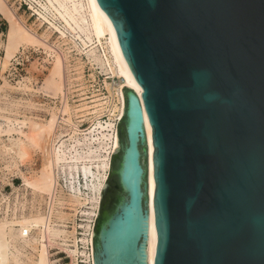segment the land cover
I'll list each match as a JSON object with an SVG mask.
<instances>
[{
  "label": "water",
  "instance_id": "1",
  "mask_svg": "<svg viewBox=\"0 0 264 264\" xmlns=\"http://www.w3.org/2000/svg\"><path fill=\"white\" fill-rule=\"evenodd\" d=\"M97 3L142 92L123 89L93 263L147 264L145 112L153 264H264V0Z\"/></svg>",
  "mask_w": 264,
  "mask_h": 264
},
{
  "label": "bare ground",
  "instance_id": "2",
  "mask_svg": "<svg viewBox=\"0 0 264 264\" xmlns=\"http://www.w3.org/2000/svg\"><path fill=\"white\" fill-rule=\"evenodd\" d=\"M29 1L30 8L37 15L40 23L45 24V30L41 35L22 23L13 10L6 5L5 0H0L1 15L8 23L3 68L20 52L21 48H43L52 56V60L49 74L39 90L44 96L61 98V107L57 110L50 108L52 110L49 119L25 116L20 119L16 112L21 105L23 106L25 100L26 104L32 105L30 99H10L5 92L6 82L0 89L3 93L0 92V98L2 96L3 99L0 102V120L4 121V123L0 122L1 147L19 161H23L29 156L30 148L40 150L42 167L33 178L23 176V184L31 188L33 194H43L49 199L48 211L45 215L42 214L43 216L39 213L35 215L30 213L28 216H22L17 222L0 217V264H52L48 250L51 245L60 246V249L73 257V249L66 243L67 231L54 223L52 218L54 210L52 201L59 190L57 188L59 187L58 179L60 177L65 179L67 183L66 198L71 204L89 205L90 208L82 211L83 215H87V220L82 226L84 230L88 229L89 231L91 228L88 223L90 216L97 215L99 210L107 170L110 167L111 154L120 147L118 130H115L113 120H121L124 116L123 89L124 87L130 88L139 97L142 92L124 60L114 25L100 8L97 0ZM53 34L57 35V41L52 44L50 38ZM60 43L67 47L62 49ZM59 49L60 51H58ZM71 50H75L80 56L77 58L78 61H81L80 58L85 56L86 61L92 67L100 69L108 77L118 79L113 89L114 92L110 91L112 95L115 94L117 102L114 100L110 106L108 105V117L104 121L101 120V116L104 115L107 102H98L90 106V102H83L72 106L65 96L67 79L65 68ZM25 84L23 83L24 89L26 88ZM107 89L111 90L109 86ZM29 90L31 89L29 88ZM15 107L16 112L14 111L15 113L11 116L9 113ZM87 108H92L89 118L90 125L86 129H81L80 121L75 118H78V114ZM3 112H8V115H4ZM143 117L146 138L148 205L145 250L147 251V264H153L157 240L153 212L155 183L152 154L154 148L152 128L145 112H143ZM63 126H68L71 132L66 135L59 132ZM4 136L7 137L5 140ZM59 192H62L61 188ZM14 226H18V228H14ZM33 228L37 230L34 237L30 235ZM93 236L94 231H92V238ZM20 240L35 247L37 250L35 260H32V256H30L26 261H21L18 258V252L16 250L17 254L13 252L16 249L15 243Z\"/></svg>",
  "mask_w": 264,
  "mask_h": 264
},
{
  "label": "rangeland",
  "instance_id": "3",
  "mask_svg": "<svg viewBox=\"0 0 264 264\" xmlns=\"http://www.w3.org/2000/svg\"><path fill=\"white\" fill-rule=\"evenodd\" d=\"M29 2V0H5L6 5L13 10L16 17L22 23L32 29V31L41 35L45 30V24L40 23L37 15L34 13L32 8H30ZM7 30L8 23L0 12V89L4 87V82H6L5 92L9 95L10 99H30L32 103V105L30 103L26 104L25 100L23 106L21 105L17 112L15 107L9 114L12 116V114L16 112L20 119H22L23 116L38 119H49L51 110L53 108L57 110L61 107V98L59 99V97L51 98L44 96L40 92L39 88L42 86L46 76L49 74L52 56H50V54H48L43 48L25 47V50L21 48L20 52H18L6 64L5 68H3L2 62L5 56L4 47L7 41ZM55 41H57V35L53 34L50 38V42L53 44ZM65 47L67 46L62 45L61 48L65 49ZM58 51H60V49ZM78 57L80 56L76 53V51L71 50L68 62H66L65 76L67 78V100H69V104L76 105L80 103L78 102L80 98H85V100L81 103L89 101V106L98 102H107L105 104L106 109L102 119L105 120L108 117L107 109L111 105V102L114 100L117 102L115 94L112 95L110 91L114 92L113 89L115 88V84L118 82V79L108 77V75L101 72L100 69L92 67L86 61L85 56L80 58L81 61L77 60ZM23 83H26L25 89L23 88ZM108 86L111 90L107 89ZM29 88L31 90H29ZM1 91L2 90H0V92ZM0 99V102H2V96ZM3 114L8 115V112H3ZM90 117L91 115L86 117L84 120L83 128L90 125ZM0 122L4 123L2 120H0ZM120 127L121 121L118 123V131ZM60 131L62 134L66 135L71 132V129L68 126H63L59 132ZM6 138V136L3 137L4 140ZM1 146L2 142H0V217H6L8 220L17 222L22 216H28L30 213L34 215L37 213L45 215L49 208V200L46 195L38 193H34V195L32 189L23 184L22 178L23 176L33 178L39 173V170L42 167V156L40 150L30 148L29 156L23 161H19L14 158L12 154L6 152ZM117 151L113 153L112 157L117 153ZM112 157L110 160V167L107 170L105 187L103 188L102 193L104 189H106L107 184L110 182ZM58 180L62 193L60 194V197H58L59 199L57 197L54 199H57L58 201L54 205L52 218L54 223L57 225L61 226V224L65 222L72 225L73 222H76V219L80 216L79 214L77 215V212L74 210L69 211L67 209H60V205H63L65 202H71L66 198L67 183L65 179L60 177ZM58 193H60L59 190ZM114 195L115 192L113 191L108 192L103 198L101 195L96 221L100 213L101 203H104L105 209H108ZM83 206L87 207L89 205ZM86 216L84 215V223L82 225H84L87 220ZM14 228H18V226H14ZM36 231L37 230L35 228L31 229L30 235L34 237L36 235ZM15 248L16 249H14L13 252L15 254H17L15 250L18 252V258L21 261H26L27 257L30 256H32V260H35L37 250L34 246L25 244L20 240V242L15 243ZM60 248L61 247L58 245L49 246V259L52 264H71L67 254Z\"/></svg>",
  "mask_w": 264,
  "mask_h": 264
},
{
  "label": "built area",
  "instance_id": "4",
  "mask_svg": "<svg viewBox=\"0 0 264 264\" xmlns=\"http://www.w3.org/2000/svg\"><path fill=\"white\" fill-rule=\"evenodd\" d=\"M65 90H66L65 96L67 97L68 92H67V89H65ZM67 99H68V97H67ZM84 100H85V98H80L78 102L81 103ZM68 102H69V100H68ZM87 102H89V101H87ZM80 103H78L76 105H72V106H77ZM89 110H92V108H87V109H85V111H81L83 114L78 112L79 113L78 114L79 117L75 118V120L77 119L78 121H80L79 125H80L81 129H86V128L89 127V126H87V127L83 128L84 120L86 119V117L91 115L90 114L91 111H89ZM84 114H86V116H84ZM102 119H103V115L101 116V120ZM102 121H104V120H102ZM113 121L115 123V130H118V123H119L120 120H113ZM112 155H113V153L111 154V157H112ZM111 157H110V160H111ZM57 188L60 191V187H57ZM61 193H57L56 197L57 198L60 197ZM57 201L58 200L56 199V200H53L52 202L55 205V203H57ZM99 206H100V204H99ZM60 207H61L60 209H63V210L64 209H67L69 211L74 210V211L77 212L76 214L77 215L79 214V216H80V217H78V219H76V222L75 221L73 222L72 225H69L68 222H65V223L61 224V227L64 228L67 231L66 243H67L68 246H70V248L73 249V252H74L73 253V257L68 256V254L66 253L67 257H69V259L71 261L70 263L71 264H94L93 263V238H92V231H94V226H95V221H96V217L97 216L96 215H91L90 216V221H88V223L90 224L91 228L88 231V229L84 230V228L82 226V224L84 223V215L82 214V211L84 209H86V208H90L89 206H87V207H85V206H76V205H72L69 202H65L63 205H60Z\"/></svg>",
  "mask_w": 264,
  "mask_h": 264
}]
</instances>
